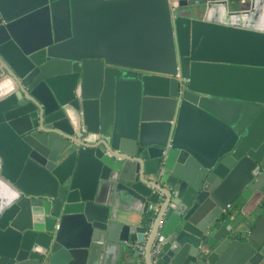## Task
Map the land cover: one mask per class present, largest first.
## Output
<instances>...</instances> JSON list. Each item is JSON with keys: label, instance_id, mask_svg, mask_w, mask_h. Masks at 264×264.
<instances>
[{"label": "water", "instance_id": "95a60500", "mask_svg": "<svg viewBox=\"0 0 264 264\" xmlns=\"http://www.w3.org/2000/svg\"><path fill=\"white\" fill-rule=\"evenodd\" d=\"M0 264H264V0H0Z\"/></svg>", "mask_w": 264, "mask_h": 264}, {"label": "built area", "instance_id": "2783aa9c", "mask_svg": "<svg viewBox=\"0 0 264 264\" xmlns=\"http://www.w3.org/2000/svg\"><path fill=\"white\" fill-rule=\"evenodd\" d=\"M240 4L245 5L247 3V0H237ZM150 209L154 210L155 206L154 205H150Z\"/></svg>", "mask_w": 264, "mask_h": 264}, {"label": "crops", "instance_id": "0c3cea01", "mask_svg": "<svg viewBox=\"0 0 264 264\" xmlns=\"http://www.w3.org/2000/svg\"><path fill=\"white\" fill-rule=\"evenodd\" d=\"M82 26L85 28V14L82 15Z\"/></svg>", "mask_w": 264, "mask_h": 264}, {"label": "rangeland", "instance_id": "374dc122", "mask_svg": "<svg viewBox=\"0 0 264 264\" xmlns=\"http://www.w3.org/2000/svg\"><path fill=\"white\" fill-rule=\"evenodd\" d=\"M236 6H238V5H236ZM239 7V6H238ZM242 8V7H241Z\"/></svg>", "mask_w": 264, "mask_h": 264}]
</instances>
